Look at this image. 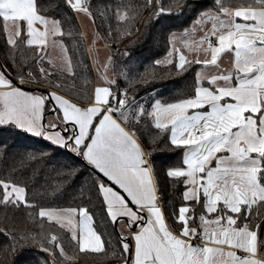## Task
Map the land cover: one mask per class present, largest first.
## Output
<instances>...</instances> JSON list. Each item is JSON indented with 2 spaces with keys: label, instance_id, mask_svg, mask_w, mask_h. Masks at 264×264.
<instances>
[{
  "label": "snow or ice",
  "instance_id": "obj_1",
  "mask_svg": "<svg viewBox=\"0 0 264 264\" xmlns=\"http://www.w3.org/2000/svg\"><path fill=\"white\" fill-rule=\"evenodd\" d=\"M186 13L191 24L168 33L151 67L117 70L109 51L97 86L81 93L85 103L58 94L73 91L65 37L76 34L74 18L102 19L108 36H96L110 48L141 23ZM0 49V129L41 144L14 153L0 174V264H75L79 253L109 250L120 264H264V0H214L202 10L194 0H0ZM57 50L59 62L50 55ZM158 67L192 73L191 86L141 102L139 88ZM160 148L177 159L158 165ZM60 150L47 188L17 177ZM85 172L71 201L55 204ZM161 177L179 193L171 213ZM96 210L112 232L99 230Z\"/></svg>",
  "mask_w": 264,
  "mask_h": 264
},
{
  "label": "trees",
  "instance_id": "obj_2",
  "mask_svg": "<svg viewBox=\"0 0 264 264\" xmlns=\"http://www.w3.org/2000/svg\"><path fill=\"white\" fill-rule=\"evenodd\" d=\"M38 2L46 3L47 0H38ZM95 4L97 0H92ZM107 2V0H105ZM198 5V10L206 9L212 6L214 0H194ZM148 12L144 13L147 18ZM191 24L190 14L186 13L182 17H166L161 18L159 21H149L148 27L145 29L143 23L139 25L140 31H135L134 35L122 38L117 43H112L109 50L114 57L117 70H122L125 67H131L133 73L143 72L145 67H151L152 62L155 59L164 56L167 49L166 38L169 32H181L185 27ZM75 35L70 39L65 37V43L68 46L69 54L72 58V62L76 67L75 78H68L66 83L71 85L73 91L70 93L66 90H60L59 92L73 99L77 103H85L81 93L91 91L94 87V71L91 67L90 59L86 49L84 37H81L79 33H82L80 23L77 18H74ZM95 33L99 32L101 37L108 36V26L99 17L93 25ZM102 45H105V41L101 38ZM114 39V38H111ZM128 51L131 53L130 58H126L122 55L123 52ZM31 54V53H29ZM3 55V50L0 49V56ZM59 62V59H56ZM48 68L47 64L44 65ZM51 71V68H48ZM160 75L146 88H139L137 98L141 102H149L150 97H155L163 100H169L170 97L177 95L180 91L189 90L192 83V73H188L183 76H177L174 67L169 69L165 67H158L155 69ZM171 72V75L169 73ZM121 87L124 86V80H120ZM28 87H35L30 85ZM159 94V95H157ZM8 146L7 153H0V174L9 170L13 164V154L18 152H26L29 149H37L41 147L40 138L29 136L25 133L17 131H5L0 129V148ZM156 156V162L158 165H165L171 161H175L177 156L171 155L170 149L160 148L154 153ZM15 159H18L16 157ZM64 159L62 150L57 151L54 156H46L43 159H38L35 163L28 164L22 170L16 172L17 177L25 179L29 186L34 191H41L47 188L49 183L53 182V178L56 176V171L59 170ZM87 173L80 176L76 184L72 188H67L66 192L59 196L54 202L55 204L66 205L71 201L72 197L76 195L74 188L78 189L80 183L83 181ZM68 183V181H65ZM161 188L163 189L164 203L168 207V212L171 213L174 208L175 202H178L179 193H172L168 183L161 177ZM11 212V210H8ZM5 212V209L0 207V215ZM255 213V209H253ZM17 215H20L19 213ZM96 223L97 227L102 232H112V227H105L99 210H96ZM254 223H260L259 218L254 220ZM115 239V237H113ZM2 240V238H0ZM115 247V245H113ZM119 252L113 256L111 250L108 253L91 254V253H79L75 264H120ZM25 259L32 258V253L29 252L25 255Z\"/></svg>",
  "mask_w": 264,
  "mask_h": 264
},
{
  "label": "crops",
  "instance_id": "obj_3",
  "mask_svg": "<svg viewBox=\"0 0 264 264\" xmlns=\"http://www.w3.org/2000/svg\"><path fill=\"white\" fill-rule=\"evenodd\" d=\"M77 19H78V21H79V18H77ZM82 21H83V20H82ZM79 23H80V21H79ZM92 26H93V25H92ZM80 27H81V24H80ZM93 29H94V27H93ZM81 30H82V27H81ZM82 33H83V32H82ZM95 35H96V34H95ZM83 37H84V36H83ZM93 39L96 40V42H95L94 44L92 43ZM84 41H85V44H86V49H87L88 56H89V59H90L91 67H92V69H93V71H94V74H95V77H94V87H93V90H94V88L97 86V83H98V77H99V73L97 72V64H98L100 61H102V60L105 59L107 53H108L110 50H109L108 47H105V45H102V42H101L100 38L97 37V36H92V39H90L89 41L86 40V38H84ZM90 49L94 50L95 53H96L97 60H96L95 62H94V60H93V56L90 54V51H89ZM185 54L188 55L189 58H195V55H196L195 52H191V53L186 52ZM50 55H51L54 59H58L59 56H60V53H59V51L57 50V51H55V52H51ZM201 55H202V53H201ZM222 66H223V65H222ZM110 75H111V73H110ZM26 90H28V89H26ZM52 90H53V89H49V91H52ZM58 94H60V95H64V94H62V93H60V92H58ZM64 96H65V98L70 99L72 102H76V101H74L73 99L67 97L66 95H64ZM76 103H77V102H76ZM51 106H52L51 104L48 105L49 108H51ZM48 115H49V113H46V114H45V122L47 121V117H48ZM121 223H122V222H121ZM119 227H120V224H117V225H116L117 230L119 229ZM130 243H131V242H130Z\"/></svg>",
  "mask_w": 264,
  "mask_h": 264
},
{
  "label": "rangeland",
  "instance_id": "obj_4",
  "mask_svg": "<svg viewBox=\"0 0 264 264\" xmlns=\"http://www.w3.org/2000/svg\"><path fill=\"white\" fill-rule=\"evenodd\" d=\"M79 21L82 27V32L85 33L84 38H86V40L89 41L90 39H92V36H96L92 24H90L86 19L82 21L81 18H79ZM101 71L103 70L101 69Z\"/></svg>",
  "mask_w": 264,
  "mask_h": 264
},
{
  "label": "water",
  "instance_id": "obj_5",
  "mask_svg": "<svg viewBox=\"0 0 264 264\" xmlns=\"http://www.w3.org/2000/svg\"><path fill=\"white\" fill-rule=\"evenodd\" d=\"M28 88H31V87H28ZM28 88H26V89H28Z\"/></svg>",
  "mask_w": 264,
  "mask_h": 264
}]
</instances>
